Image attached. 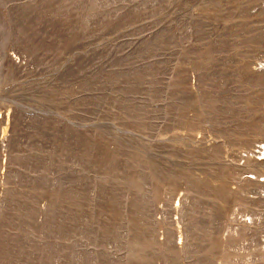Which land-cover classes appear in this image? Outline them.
<instances>
[{
    "label": "rangeland",
    "instance_id": "1",
    "mask_svg": "<svg viewBox=\"0 0 264 264\" xmlns=\"http://www.w3.org/2000/svg\"><path fill=\"white\" fill-rule=\"evenodd\" d=\"M263 143L264 0H0V264H264Z\"/></svg>",
    "mask_w": 264,
    "mask_h": 264
},
{
    "label": "bare ground",
    "instance_id": "2",
    "mask_svg": "<svg viewBox=\"0 0 264 264\" xmlns=\"http://www.w3.org/2000/svg\"><path fill=\"white\" fill-rule=\"evenodd\" d=\"M5 129H6V128H5ZM5 131H6V130H5ZM258 150H259V153H258L259 155L261 154V153H260L261 151H263V152H264V143H263V146H261V147H258ZM263 156H264V155H262V156H261V157H262L261 159H264V157H263Z\"/></svg>",
    "mask_w": 264,
    "mask_h": 264
}]
</instances>
